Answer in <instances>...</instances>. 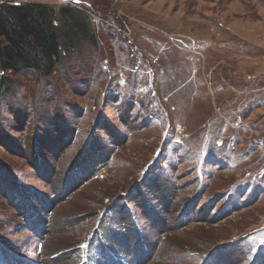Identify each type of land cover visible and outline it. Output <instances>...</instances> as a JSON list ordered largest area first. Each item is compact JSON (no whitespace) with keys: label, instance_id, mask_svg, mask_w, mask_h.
<instances>
[{"label":"rangeland","instance_id":"374dc122","mask_svg":"<svg viewBox=\"0 0 264 264\" xmlns=\"http://www.w3.org/2000/svg\"><path fill=\"white\" fill-rule=\"evenodd\" d=\"M11 1L99 37L0 88V264H264V0Z\"/></svg>","mask_w":264,"mask_h":264},{"label":"trees","instance_id":"16d2710c","mask_svg":"<svg viewBox=\"0 0 264 264\" xmlns=\"http://www.w3.org/2000/svg\"><path fill=\"white\" fill-rule=\"evenodd\" d=\"M98 37L87 14L79 8L56 7L38 1L1 0L0 88L10 89L15 84L14 76L23 73H34L40 80H51L68 58L78 55L83 43L95 42ZM163 191H160L162 198L166 194ZM119 213L122 217L119 229L107 226L105 239L122 247V238L130 231L137 239L140 251L146 254L145 251L153 250L155 243L152 245V240L143 231L139 232L135 222L130 220L131 213L125 209L116 216ZM126 220L132 221L131 224Z\"/></svg>","mask_w":264,"mask_h":264},{"label":"crops","instance_id":"0c3cea01","mask_svg":"<svg viewBox=\"0 0 264 264\" xmlns=\"http://www.w3.org/2000/svg\"><path fill=\"white\" fill-rule=\"evenodd\" d=\"M35 227H36V229L34 230V232H38L39 230H38V228H37V225H35ZM100 242H101V238H100ZM101 244H102V242H101ZM105 252H107V254H108L111 258L114 259V255L112 254L113 252H112V251L108 252V250H107V249H104V247L102 246V253H105ZM13 260H14V262H16L17 264H25V262H24L22 259H20V258H13ZM88 260H90V259H88ZM85 262H86V260H85ZM137 262H138V261H137Z\"/></svg>","mask_w":264,"mask_h":264}]
</instances>
